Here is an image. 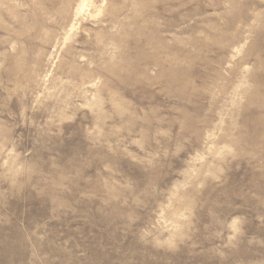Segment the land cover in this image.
I'll return each mask as SVG.
<instances>
[{
  "label": "rangeland",
  "instance_id": "obj_1",
  "mask_svg": "<svg viewBox=\"0 0 264 264\" xmlns=\"http://www.w3.org/2000/svg\"><path fill=\"white\" fill-rule=\"evenodd\" d=\"M0 264H264V0H0Z\"/></svg>",
  "mask_w": 264,
  "mask_h": 264
},
{
  "label": "bare ground",
  "instance_id": "obj_2",
  "mask_svg": "<svg viewBox=\"0 0 264 264\" xmlns=\"http://www.w3.org/2000/svg\"><path fill=\"white\" fill-rule=\"evenodd\" d=\"M12 162V161H11ZM183 194V193H182Z\"/></svg>",
  "mask_w": 264,
  "mask_h": 264
}]
</instances>
